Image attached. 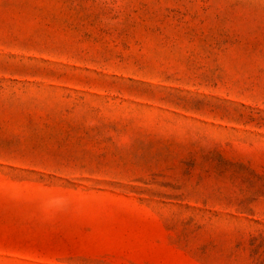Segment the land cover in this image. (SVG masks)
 <instances>
[{"label":"rangeland","instance_id":"1","mask_svg":"<svg viewBox=\"0 0 264 264\" xmlns=\"http://www.w3.org/2000/svg\"><path fill=\"white\" fill-rule=\"evenodd\" d=\"M0 264H264V0H0Z\"/></svg>","mask_w":264,"mask_h":264}]
</instances>
